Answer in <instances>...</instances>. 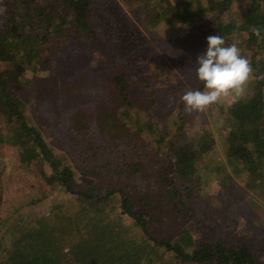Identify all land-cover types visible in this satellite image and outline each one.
<instances>
[{
  "label": "trees",
  "instance_id": "obj_1",
  "mask_svg": "<svg viewBox=\"0 0 264 264\" xmlns=\"http://www.w3.org/2000/svg\"><path fill=\"white\" fill-rule=\"evenodd\" d=\"M128 1L144 5L151 30L162 23L189 26L202 14L197 0ZM96 4L0 1V63L10 66L0 69V147L15 148L14 163L24 173L38 171L45 183L70 193L65 200L42 193L6 204L0 189V264H258L251 248L234 237L197 240L186 226L197 218L190 202L202 184L199 171L217 164L213 131L186 135L182 113L160 128L133 99L125 73L103 88L95 107L99 118L77 117L61 143L52 145L39 125L43 107L28 115L31 98L54 103L60 97L45 78L63 69L71 50L97 46ZM209 6L214 35L236 44L254 79L251 90L222 111L229 128L222 147L231 173L264 208V0H209ZM30 72L45 74L36 79ZM194 81V89L203 90V82ZM97 129L101 135L93 137ZM81 172L93 179L84 187L76 186Z\"/></svg>",
  "mask_w": 264,
  "mask_h": 264
},
{
  "label": "rangeland",
  "instance_id": "obj_2",
  "mask_svg": "<svg viewBox=\"0 0 264 264\" xmlns=\"http://www.w3.org/2000/svg\"><path fill=\"white\" fill-rule=\"evenodd\" d=\"M171 1L175 3L178 0ZM197 2L202 14L192 25L171 26L162 23L151 30L146 25V12L141 2L96 0L92 21L99 39L97 46L87 50L82 45L80 50H71V57L63 61V69L45 78L56 84L58 92L62 91L58 100L55 98L54 103L48 100L39 103L36 98H31L27 112L32 115L35 107H43L45 116L43 120L40 119L39 125L45 127L43 129L52 145L61 143L64 136L68 137L77 117L82 115L83 119L89 118L85 120L99 118L95 107L101 102V94L105 92L103 88L112 86L117 74L125 73L133 99L142 105L144 112L151 113L160 128H165L178 113H182L189 129L186 135L198 137L205 128L215 135L217 153L213 157L217 159V164L213 169H200L202 184L190 202L197 218L190 220L186 226L191 227L197 240L208 235L226 239L234 237V243L251 248L257 263L264 264V208L253 204L254 195L249 185L231 173L222 147V136L229 133L222 111L251 90L254 83L251 72L243 84V94L236 95L230 90L203 110L189 112L180 99L186 91L195 90L197 56L206 50L207 37L214 35L216 30L215 15L210 13L209 0ZM247 52L250 57L252 51ZM4 68L10 66L0 63V69ZM44 74L30 72L29 75L39 79ZM93 82L95 84H91ZM73 100L76 105L68 109L67 102ZM151 100L154 101L153 105ZM103 102L107 103V99H103ZM63 112L65 114H61ZM65 115L67 120L63 122ZM58 122L60 125H57ZM97 130V133H92L93 137L99 136ZM66 142L62 144L63 147ZM66 154L69 152L62 155ZM0 156V189L4 192V198L9 199L6 204L22 199L29 201L42 193L51 200L69 197L70 193L63 188L45 183L38 171L32 175L18 168L14 163L18 156L15 148L9 144L0 147ZM91 181V176L81 172L76 177V186L81 184L84 187ZM222 184L230 189L229 193H224Z\"/></svg>",
  "mask_w": 264,
  "mask_h": 264
},
{
  "label": "clouds",
  "instance_id": "obj_3",
  "mask_svg": "<svg viewBox=\"0 0 264 264\" xmlns=\"http://www.w3.org/2000/svg\"><path fill=\"white\" fill-rule=\"evenodd\" d=\"M197 79L203 82V90H188L181 96L187 111H200L217 102L229 91L243 94V84L251 71L247 58L236 44H225L222 36L209 35L207 48L197 56Z\"/></svg>",
  "mask_w": 264,
  "mask_h": 264
}]
</instances>
